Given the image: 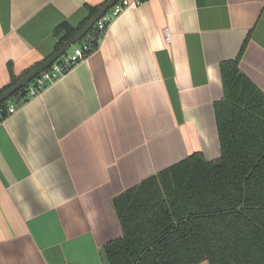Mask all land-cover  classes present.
I'll list each match as a JSON object with an SVG mask.
<instances>
[{
    "label": "crops",
    "instance_id": "0c3cea01",
    "mask_svg": "<svg viewBox=\"0 0 264 264\" xmlns=\"http://www.w3.org/2000/svg\"><path fill=\"white\" fill-rule=\"evenodd\" d=\"M105 1L0 0V88L8 64L21 76L43 62L58 24ZM248 33L239 68L264 93V0L141 1L1 120L0 264H107L117 194L193 152L219 156V64Z\"/></svg>",
    "mask_w": 264,
    "mask_h": 264
},
{
    "label": "trees",
    "instance_id": "16d2710c",
    "mask_svg": "<svg viewBox=\"0 0 264 264\" xmlns=\"http://www.w3.org/2000/svg\"><path fill=\"white\" fill-rule=\"evenodd\" d=\"M103 3L86 4L87 16L77 27L58 24L56 49ZM96 27L76 44L95 36ZM249 38L235 58L219 64L223 96L213 102L219 156L193 152L117 194L121 235L102 247L107 264H264V93L239 68ZM99 42L90 40L91 52ZM8 70L10 82L0 94L22 76L10 64ZM35 82L0 103L4 118L9 103L29 100Z\"/></svg>",
    "mask_w": 264,
    "mask_h": 264
},
{
    "label": "built area",
    "instance_id": "2783aa9c",
    "mask_svg": "<svg viewBox=\"0 0 264 264\" xmlns=\"http://www.w3.org/2000/svg\"><path fill=\"white\" fill-rule=\"evenodd\" d=\"M117 2V3H116ZM141 3V0H116L111 7L96 21L97 31L96 35L91 37V41L94 38L102 37L108 28L109 23L119 15L124 9L136 6ZM90 40L83 41L82 43L73 45V50L64 54L48 68L44 69L34 79L36 82L28 87L26 98L30 99L36 96L45 86L62 74H64L72 65L76 64L80 60L84 59L91 52ZM20 104L9 103L6 108V115L14 113ZM4 119V116L0 114V121Z\"/></svg>",
    "mask_w": 264,
    "mask_h": 264
},
{
    "label": "water",
    "instance_id": "95a60500",
    "mask_svg": "<svg viewBox=\"0 0 264 264\" xmlns=\"http://www.w3.org/2000/svg\"><path fill=\"white\" fill-rule=\"evenodd\" d=\"M115 1L116 0H106L97 10V12L74 35L68 38L53 54H51L46 60L27 72L25 75L20 77L14 84L6 88L0 94V103L8 99L15 91L19 90L22 86L33 80L44 69L48 68L52 63L63 56L73 45L78 43Z\"/></svg>",
    "mask_w": 264,
    "mask_h": 264
},
{
    "label": "rangeland",
    "instance_id": "374dc122",
    "mask_svg": "<svg viewBox=\"0 0 264 264\" xmlns=\"http://www.w3.org/2000/svg\"><path fill=\"white\" fill-rule=\"evenodd\" d=\"M73 50V46L68 50V52H71Z\"/></svg>",
    "mask_w": 264,
    "mask_h": 264
}]
</instances>
